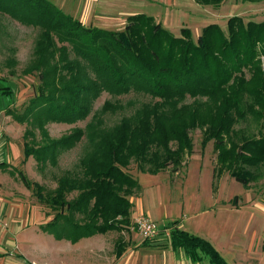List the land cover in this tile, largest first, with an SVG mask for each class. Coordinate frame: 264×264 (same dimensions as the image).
Instances as JSON below:
<instances>
[{
	"label": "trees",
	"instance_id": "trees-1",
	"mask_svg": "<svg viewBox=\"0 0 264 264\" xmlns=\"http://www.w3.org/2000/svg\"><path fill=\"white\" fill-rule=\"evenodd\" d=\"M225 1L195 0L211 7ZM0 14L39 30L25 70L38 78L37 94L14 116L31 128L24 137L25 161L34 157L41 167L58 166L60 152L88 143L77 166L56 176L54 189L20 172L24 186L56 213L39 226L42 233L77 244L129 230L135 225L132 198L143 194L130 166L151 175L171 169L174 176L193 154L191 134L197 130L203 133V148L214 142V193L226 174L247 189L264 180V22L234 16L227 30L211 24L195 40L191 29L177 36L145 13L129 16L120 31L86 26L51 0H0ZM1 93L14 95L12 89ZM105 93L114 98L144 95L151 101L112 127L105 115L125 106L107 101L85 129L50 137L47 123L86 121ZM166 227L169 236L141 245L163 241L195 262L229 264L209 240L183 230L178 220ZM128 247L129 242L119 240L116 257Z\"/></svg>",
	"mask_w": 264,
	"mask_h": 264
},
{
	"label": "rangeland",
	"instance_id": "rangeland-1",
	"mask_svg": "<svg viewBox=\"0 0 264 264\" xmlns=\"http://www.w3.org/2000/svg\"><path fill=\"white\" fill-rule=\"evenodd\" d=\"M53 2L61 6V9L66 13L84 21L86 26L120 31L125 28L129 16L145 13L155 17L159 23L177 36H181L183 28L191 29L195 40L201 35L203 28L211 24H218L227 30L228 21L234 16L242 17L246 23L250 21L264 22V0L260 2L226 0L220 7L201 6L195 0H130L119 3H115V0L113 3V0H110L111 4L105 3L95 9L91 6L88 8V4L78 3L77 0H53ZM38 35V29L23 25L7 15L0 14V116H10L9 140L13 145L11 152L13 157L10 161L14 165L6 166V169L11 166L12 171L5 176L6 182L2 188L16 201H23L26 208L38 216L39 221L46 223L52 220L56 213L41 204L32 191L24 186L19 177L20 172H23L32 181L38 182L50 190L54 189L57 185L56 176L60 175L62 171L73 170L77 166L79 159L87 151L88 143L84 140L75 148L60 152L58 166L48 164L46 167H41L34 157L25 161L26 141L24 137L26 131L31 128L28 122L21 123L14 116L22 114L30 100L37 94L38 78L26 74L25 70L32 59ZM2 88L8 91L12 89L14 95L3 96ZM107 101L125 106V109L118 113L105 115L107 126L112 127L117 125L123 117L132 115L137 108L150 102L151 99L137 94L114 98L105 93L97 100L94 112L86 121L74 125L50 122L47 123L46 130L52 139H60L72 133L75 128L85 129L95 113ZM2 119L4 118L2 117ZM250 126L252 127L251 131L256 132V126L253 124ZM35 133L37 140L41 141V132L35 130ZM191 135L194 141V152L187 157L179 173L174 176L171 169L158 175H151L139 172L136 164L130 166L129 172L143 188V194L138 196L140 199L134 202L136 206H142L144 202L145 205L151 207L154 203L159 205L161 208L158 214L156 213V217H163L166 214L175 218L180 216V213L185 214L186 218H189L187 219L189 225L200 229L194 232L195 235H201L200 231L202 234L207 233L213 240L216 239L221 244L230 238L229 232L233 225L239 226L240 230L244 226L253 225V223L247 224L252 215L256 214L255 216H257L253 219L254 225H264V180L247 189L229 174H226L220 181L217 193H214V169L217 158L214 142L203 148L202 131H194ZM28 141H31V138H28ZM220 198L223 207L222 211L216 210V223L212 222L215 213L194 216V213L208 207L211 203L214 204L215 200ZM235 198H237L236 206L232 203ZM183 208H185L184 212ZM39 221L37 220V223L32 225L31 231L37 235H44L43 243L46 247L50 244L51 259H53L55 243L52 238L54 237L49 239L47 234L40 231ZM159 221L157 222L162 224V220ZM133 222L135 225L129 230L113 231L101 235V237L95 235L93 236L95 238L87 241L88 243H83L84 245L79 246L80 248H72L69 243H66L65 247L58 249V252L70 254L73 257L79 254L85 256L94 252L95 257L113 258L119 240L124 239L130 245L143 240L138 234L136 220L133 219ZM31 250L34 257L37 258L38 241L36 244L34 241L32 242Z\"/></svg>",
	"mask_w": 264,
	"mask_h": 264
},
{
	"label": "crops",
	"instance_id": "crops-1",
	"mask_svg": "<svg viewBox=\"0 0 264 264\" xmlns=\"http://www.w3.org/2000/svg\"><path fill=\"white\" fill-rule=\"evenodd\" d=\"M77 1L78 3L88 4V8L91 6V8L94 9L105 3L111 4L110 0ZM125 1L130 0H115V3ZM56 5L61 8L58 4ZM2 117L4 119H2ZM9 118L10 116H0V264H211L208 259H204L202 262H195L183 250H174L167 242L163 241L152 242L147 246L141 245L143 240L134 242V244L131 245L129 244L126 253L121 258H117L116 255L113 258L108 256L95 257L93 254L94 252L85 256L79 254L73 257L70 254L66 255L58 252V249L65 247L66 243H69L72 248L79 247L83 243H88L87 241L95 237L82 239L77 244L52 238L53 243H55V252L53 254V259H51L50 244L46 247L43 243L44 235H37L31 231L32 225L37 223V220L39 221L38 216L31 213V210L26 208L27 206L23 201H16L15 198L10 197L2 188V185L6 182L5 176L9 175L8 172L12 171L11 166L8 169L2 167L3 165H12L10 160H12L13 157V153L11 154L13 145L9 140V122L11 123ZM138 199H140V197L132 198L133 203ZM222 207L221 198L216 199L214 204L211 203L208 207L194 213V216L215 213L212 222L216 223V210L218 212L222 211ZM160 208L161 207L155 203L152 207L150 205H145V202L142 206H136L134 203L132 220L134 219L135 221L139 216L144 214L150 216L155 221L160 222L159 220H162L160 226L163 229L167 228L166 226L168 223L178 220L180 222V228L189 233L195 235L194 232L200 230L196 226L189 225L187 222L189 218H186L187 215L182 213L175 218L166 214L163 215V217H156L155 215L156 213L158 214ZM184 211L185 208H183V212ZM255 215H252L247 223H253V225L244 226L242 230H240L239 226L233 225L229 232L230 238L222 244L216 239L213 240L209 234H202L201 231V235L197 236L209 240L220 251L229 264H264V225H254L253 219L257 217ZM43 223L44 222L40 220L38 226ZM47 235L49 239H51L50 237H54L53 235ZM98 237H101V235ZM33 241L35 244L36 241L39 242L37 258L34 257V253L31 250ZM91 250H93V248H91Z\"/></svg>",
	"mask_w": 264,
	"mask_h": 264
},
{
	"label": "built area",
	"instance_id": "built-area-1",
	"mask_svg": "<svg viewBox=\"0 0 264 264\" xmlns=\"http://www.w3.org/2000/svg\"><path fill=\"white\" fill-rule=\"evenodd\" d=\"M136 227L139 236L143 240H155L162 235H170V230L168 228L163 229L157 221L144 214L136 219Z\"/></svg>",
	"mask_w": 264,
	"mask_h": 264
}]
</instances>
